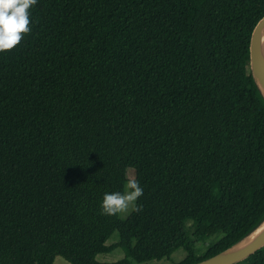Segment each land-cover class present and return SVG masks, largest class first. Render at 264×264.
<instances>
[{
  "label": "trees",
  "instance_id": "trees-1",
  "mask_svg": "<svg viewBox=\"0 0 264 264\" xmlns=\"http://www.w3.org/2000/svg\"><path fill=\"white\" fill-rule=\"evenodd\" d=\"M264 0H38L0 52V264H195L264 221ZM136 168L125 220L102 215ZM193 228V230L191 229ZM118 230L119 241H107ZM217 240L197 252L194 238ZM126 256L101 262L100 253ZM235 264H264V247Z\"/></svg>",
  "mask_w": 264,
  "mask_h": 264
},
{
  "label": "clouds",
  "instance_id": "clouds-1",
  "mask_svg": "<svg viewBox=\"0 0 264 264\" xmlns=\"http://www.w3.org/2000/svg\"><path fill=\"white\" fill-rule=\"evenodd\" d=\"M38 0H0V52L17 47L23 36L31 32L30 9ZM124 192L105 193L101 204L102 215H115L129 211L139 212L136 204L143 188L134 177L127 179Z\"/></svg>",
  "mask_w": 264,
  "mask_h": 264
},
{
  "label": "water",
  "instance_id": "water-1",
  "mask_svg": "<svg viewBox=\"0 0 264 264\" xmlns=\"http://www.w3.org/2000/svg\"><path fill=\"white\" fill-rule=\"evenodd\" d=\"M264 16L257 22L250 40V66L256 82L264 94ZM264 221L248 236L223 252L195 264H235L264 247V231L245 245L237 248L249 238Z\"/></svg>",
  "mask_w": 264,
  "mask_h": 264
},
{
  "label": "rangeland",
  "instance_id": "rangeland-1",
  "mask_svg": "<svg viewBox=\"0 0 264 264\" xmlns=\"http://www.w3.org/2000/svg\"><path fill=\"white\" fill-rule=\"evenodd\" d=\"M128 177H134L135 179H137L139 181V174H138V170L136 168H129L128 169ZM131 213V211L126 212V213H119V217L122 220H125L129 217V214ZM193 230V228H191ZM120 238V234L119 231L116 230L112 236L108 239L107 244L108 245H112L115 244L119 241ZM218 237H213L211 239L208 240H198L196 238H194V242L196 244V249L198 253H201L204 251V246L206 244H209L215 240H217ZM126 253L125 251L120 248H114L112 251L110 252H106V253H100L97 255V259L101 262H114L120 259L125 258ZM184 257V251L183 249H179L176 252H174L171 256V258H163L161 260H151V261H146V262H135V264H176L178 261H180L182 258ZM54 264H72L71 262H69L67 259H65L62 256H56Z\"/></svg>",
  "mask_w": 264,
  "mask_h": 264
},
{
  "label": "bare ground",
  "instance_id": "bare-ground-1",
  "mask_svg": "<svg viewBox=\"0 0 264 264\" xmlns=\"http://www.w3.org/2000/svg\"><path fill=\"white\" fill-rule=\"evenodd\" d=\"M263 40H264V36H263ZM263 231H264V223L249 238H247L239 246H237V248L245 245L246 243H248L249 241H251L254 237H256L257 235H259L260 233H262Z\"/></svg>",
  "mask_w": 264,
  "mask_h": 264
}]
</instances>
